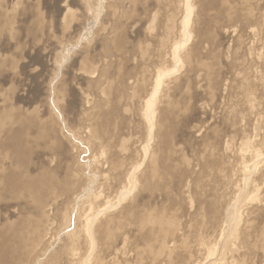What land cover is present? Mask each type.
I'll list each match as a JSON object with an SVG mask.
<instances>
[{"label":"rangeland","instance_id":"rangeland-1","mask_svg":"<svg viewBox=\"0 0 264 264\" xmlns=\"http://www.w3.org/2000/svg\"><path fill=\"white\" fill-rule=\"evenodd\" d=\"M185 1L0 0V115L15 114L0 156L13 140L32 151L0 175V248H14L1 264H80L89 250L61 237L90 201L95 264H264L261 0H193L183 36ZM158 75L166 118L151 129L142 113ZM88 124L108 148L100 163L76 134ZM149 134L154 165L122 199ZM52 137L64 147L50 150ZM57 213L71 227L47 242L41 224Z\"/></svg>","mask_w":264,"mask_h":264},{"label":"bare ground","instance_id":"bare-ground-1","mask_svg":"<svg viewBox=\"0 0 264 264\" xmlns=\"http://www.w3.org/2000/svg\"><path fill=\"white\" fill-rule=\"evenodd\" d=\"M260 5H261V13H260V17H259V21H260V25H259L260 50H259L258 54H259V59H260V66H261V69H262V72H263V78H262L263 101H262L261 110H262L263 115H264V0H261V4ZM11 6H13V5H11ZM184 6H185V15L182 18L183 19V21H182L183 32H181V33H182L183 36H186V34L189 35L190 32L192 33V31L189 30V27H191V23H192V25H194V31L196 29L197 23H196V21H193L192 19H190L191 12H193V11H190V9L193 7V0H191V1L187 0V2L185 1ZM163 11L164 10H162V11L159 10V12L158 13L156 12L157 14L153 17L154 21L157 20L156 25L159 26V27L161 25L162 20L164 21V19H163V15H164ZM158 14H160V16H158ZM5 20L6 21H5L4 24L6 26L8 24L10 25L8 19L6 18ZM156 28L159 29L158 27H156ZM163 29L166 31V33H168L169 29L167 27H164ZM158 31L159 30H157V32ZM165 31H163V32H165ZM205 32H206V30H205ZM158 33H161V31H159ZM173 52H174L173 55H175L177 53L176 49H174ZM181 56L183 58V55H181ZM175 57H176L175 58L176 60L179 59V56L177 54L175 55ZM159 77H160V75H158L156 80H155L154 89H152L151 94L149 93L150 97L146 100L144 114L142 113L143 116L145 115L147 122H149V126H150L151 129L154 128V127H158V124L163 125L159 121L162 119L163 116L166 118V115L160 110L161 107H160V104H159V103L162 104L161 100H162V97H164V94L160 90L157 93V95H156V92L158 90V86H160V84L162 83L161 79H159ZM140 86L141 87L138 90V91H140V94L137 97H139L142 93H146V91L148 89H150L146 85H140ZM160 92H161V95H162L161 97L158 96V94H160ZM134 94H135V92H134ZM52 107L54 108L53 110H55V113L57 114V119L59 118L60 122H62V124H63V128L67 130L68 128L66 127L65 122L63 123L64 116H63V114L61 112V109H59V106L57 108V106H55L54 104H53ZM6 111H7L6 113L3 111L4 113H2V115H0V132L8 124L13 122L14 119H15V114H14V112L12 110L6 109ZM157 112H158V116L156 118V116L154 117V115ZM96 120L97 119H95V121ZM88 125H90L91 127L87 126L88 127V133H85L86 134L85 136H81L80 135L81 133L78 132V131L76 132V134H78L81 137V139L83 140L82 143H84L86 141L89 144L88 147L91 146L90 147L91 150L93 149L96 152L94 158H95V160H97V163H100V158H105L106 157L108 148L105 147V146L104 147H100V146L97 145V144L101 143L100 137L97 136V135H100L101 132H99V131H101L102 129L101 128H100L101 130L98 129L97 125H91V124H88ZM58 130H59V132H61V129L58 128ZM71 132H72V137H74V135H73L74 132L73 131H71ZM68 133H69V131H68ZM61 135H62V132H61ZM67 136L70 137V135H67ZM152 136L154 138V135H152ZM59 137H60V135H59ZM59 137H57V138L56 137H52L55 142L51 141L50 150L51 149H58L57 147H64V144H63L64 140L62 141V139H59ZM63 137H66V136L64 135ZM151 138H152L151 134H149L148 135L147 145L143 146V156H144V159H145V165L143 166V169H141L137 173H133V176H130L128 178L127 188L124 190L125 192L123 191L124 193L122 195H120V198H122V199H129V198L131 199V198L134 197V195L130 193L131 190L135 189L137 187L138 183H140L144 179L147 169H149L152 165H154V159L156 157L155 156V151H156L155 143L156 142L153 145L149 146L150 145V141L152 140ZM48 141H49V137L47 138L46 143ZM153 142H154V140H153ZM55 144H56V146H55ZM7 146H8V148L5 149L6 152L2 153L3 156H0V158L2 159L1 161L4 162V164H5V165L3 164V166H0V175L4 174L6 172L5 167L9 166V163L11 161H12V163H15L16 161L21 162L22 161L21 160L22 157L20 155L23 156V161H24L27 158H29L30 157V153H32V151L29 150V149H25V150L24 149H20L21 147H23L22 143L21 142L18 143L15 140L10 141L9 143H7ZM23 150H24V154H22ZM27 150H29L30 153H27ZM76 155H77V153H76ZM72 156H75V155H72ZM83 157H81V158H83ZM84 158H86V157H84ZM90 158H91V155H90ZM94 158H93V160H94ZM79 159H80V157H79ZM87 162H89V161H87ZM87 162H86V164H87ZM84 165L85 164H81V163L78 164V161H77V163L75 162V167L77 168L78 171H82ZM15 180H16V177H15ZM41 188L42 187L40 185H35V187L32 188V190H31V196L35 197V198H39V195L44 193L43 189L40 190ZM39 190H40V192H39ZM91 202L92 201H90L88 203V205H86L85 209L84 208H80L79 210L75 209L77 212H76V214L74 216V220L72 222L73 223V226H72L73 228L71 230L69 229V232H66L64 230V236L61 237V239L65 238V240L68 239L69 241H71V243H70V248H71L70 250L71 251H73L74 249H78L79 247H81L82 244L85 245V247L89 250L88 258L84 259L82 257L83 259L81 260L80 264H95V262H96V260H95V252H97L99 250V248H100V240H99L100 239V236H99L100 233L96 231V223L101 220V217H97V213L94 214V209L97 208L98 206H96L95 204H92ZM41 208H43V206ZM105 213H106V210H104L102 212V216L103 215L105 216L106 215ZM72 218H73V216H72ZM57 219L58 220H57V222L55 224H54V222H51V221H46V222L41 224L44 227H48V235L50 237L48 236L47 242L54 236V234H56V231L59 232L61 229H66L67 227L68 228L71 227L70 226V224H71L70 216H69V219H68L66 217V215H64L62 213H57ZM68 228H67V230H68ZM51 229H54L55 231L53 233H50ZM57 235H55V240L60 238V236H57ZM55 245H57V244H55ZM13 249L14 248L12 246L9 249L0 248V264H1L2 261L9 259L10 255L12 253L11 250H13ZM111 264H118V262H117V260H113L111 262ZM213 264H215V263H213Z\"/></svg>","mask_w":264,"mask_h":264}]
</instances>
